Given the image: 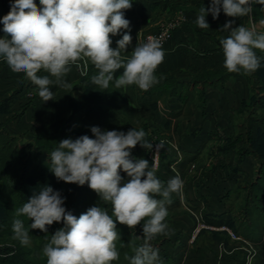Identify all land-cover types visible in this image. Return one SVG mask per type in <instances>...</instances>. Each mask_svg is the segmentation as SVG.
Wrapping results in <instances>:
<instances>
[{
  "label": "clouds",
  "instance_id": "obj_1",
  "mask_svg": "<svg viewBox=\"0 0 264 264\" xmlns=\"http://www.w3.org/2000/svg\"><path fill=\"white\" fill-rule=\"evenodd\" d=\"M39 4L38 7L34 0H14L0 21L5 34L0 37V57L13 72L25 74L44 102L54 99L50 85L73 88L63 77L71 71V65L85 58L98 70L91 79L101 89H108L114 81L117 89L136 85L148 91L159 82L154 73L165 53L158 39L139 41L126 61L121 50L125 51L132 41L128 32L116 42V49L110 47V34L130 29L125 10L132 8L131 0H39ZM253 4L264 6V0H211L210 7L199 9L195 23L202 29L209 28L206 15L211 13L217 19L221 9L228 17L249 16ZM233 23L230 20L221 28L230 33L220 40L224 67L230 73L254 72L260 66L254 49L264 52V31L258 32L255 25L233 27ZM259 25L264 27V19ZM121 68L122 74L115 77ZM41 70L55 79L39 76ZM91 132L94 139L83 135L60 141L49 154V170L66 183L87 184L101 201L111 204L112 215L100 206H92L77 218L66 211L60 192L47 185L16 209L15 215L27 217L33 221L30 229L45 233L47 226L63 222L64 226L51 235L42 249L47 264H111L119 259L115 242L120 233L115 221L131 229L145 221L144 243L134 246V255L126 259L130 264H157L158 250L149 242L158 234H169L164 223L168 215L166 202L170 203L172 193L180 192L183 181L176 175L165 185L155 174V162L150 168L148 160L132 158L131 150L137 144L147 150L153 148L145 140L147 133L143 129L132 128L125 133L93 126ZM156 147L158 150L162 145ZM120 170L130 178L123 184ZM12 232L21 245L30 243L29 228L23 220L13 221Z\"/></svg>",
  "mask_w": 264,
  "mask_h": 264
},
{
  "label": "crops",
  "instance_id": "obj_2",
  "mask_svg": "<svg viewBox=\"0 0 264 264\" xmlns=\"http://www.w3.org/2000/svg\"><path fill=\"white\" fill-rule=\"evenodd\" d=\"M131 2L132 8L125 11L134 23L130 32L132 41L125 51L121 50L123 60L131 57L139 41L143 42L145 31L158 26L159 11L167 9L171 14L169 17L181 14L185 19L166 42L163 62L154 73L156 78L172 75L180 82L190 83L196 74L230 73L224 67L220 45V40L230 34L229 31L221 30L227 21L226 17L219 20L205 17L209 28L202 29L195 23L198 12L179 7L185 0ZM155 6L158 8L155 9ZM262 19L264 8L255 23L258 32L264 31V27L259 25ZM119 39L113 36L110 47L116 49ZM70 67L71 71L63 79L73 88L50 85L54 99L44 102L38 95L37 87L25 75L13 72L0 57V105L14 94L8 100L7 112L0 110V123H3L4 130L18 136L22 142L41 132L57 135L67 121L83 130L80 136L87 135L93 139V126L102 131L125 133L132 128L143 129L147 133L145 140L149 143L155 138L154 133H163L164 166L161 169L158 163L155 174L165 185L176 175L183 181L180 192L172 193L170 203L166 202L167 220L172 227L185 233L192 229V233L183 239V243H177L170 261L160 264H237L248 247L230 236V230H235L230 223L231 214L238 210L240 195H244L240 187L244 181L255 177L258 165L252 154L245 155L238 163V145L231 143L241 128L245 112L243 103L250 101L253 95L246 74L241 71L230 73L223 85H220V80L218 84L212 83V79L206 86L201 82L196 86L194 82L191 83L192 89L203 90L202 96L195 91V101L191 104L176 95H162L154 101L148 92L136 85L117 89L112 81L104 92L103 101L91 109L74 111L73 108L84 101L91 84L89 68L96 75L98 70L90 61L85 64L82 60ZM122 72L123 68L117 70L114 76L118 77ZM38 75L55 79L44 70ZM114 91L119 92L116 95ZM32 92V97H29ZM131 156L133 159L148 160L150 168L153 164L148 150L140 144L131 150ZM120 175L122 184L130 179L126 173ZM192 211L198 212L200 220L210 229L194 232L196 218L191 214ZM262 244V240L247 239V245L253 249L248 253L253 256L255 264H260L263 256ZM223 248L226 252H223ZM188 253H191L190 257ZM178 254L181 257L178 258Z\"/></svg>",
  "mask_w": 264,
  "mask_h": 264
},
{
  "label": "trees",
  "instance_id": "obj_3",
  "mask_svg": "<svg viewBox=\"0 0 264 264\" xmlns=\"http://www.w3.org/2000/svg\"><path fill=\"white\" fill-rule=\"evenodd\" d=\"M39 7V0H34ZM190 3L192 10L199 13L201 7H210L211 0H185ZM14 0H0V21L7 15L11 9V5ZM264 6L260 4L252 5L251 19L256 21L260 18V10ZM213 19L211 13L206 15ZM228 17L224 14L223 10L217 19ZM125 18L130 21V29L122 30L120 34L116 35L120 39L124 32L130 34L133 28V20L129 14L125 11ZM231 20L236 22L249 21L248 16L245 17H229ZM5 34L3 32V24L0 22V37ZM113 35L110 34V39ZM257 57L261 62H264V52L259 49H254ZM243 73L244 71L241 70ZM89 78L91 79L95 73L89 68ZM258 71H254L246 74L248 80L252 85L253 95L248 102H244L242 109L248 113L243 125H241L240 133L233 138L232 145H236L237 141L241 138L247 140V144L244 147H238V160L240 163L245 155L252 154L258 161L256 175L253 180L246 181L240 188L244 190L242 198V207L231 214L230 223L233 228L239 231V227L243 225V234L250 239L263 242V256L260 260V264H264V113L259 114L257 117L253 116L255 108L249 109L251 101L254 105L264 107V96L260 97V94L255 90L257 87H261L264 91V84L255 87V77H260L264 81V75L259 76ZM215 75V76H214ZM230 73L224 71L209 73L204 72L203 74H196L193 81L180 82L172 75H165L158 77V83L154 84L150 90L146 91L150 94L154 101L158 100V97L162 95H176L180 97L184 102H194L195 98L193 95L195 91L202 96L203 90H194L191 88V83H195L196 86L199 82L203 86L209 84L210 79L212 83H217L220 80V85H223L226 78ZM166 84V85H163ZM157 86V88H156ZM161 86V87H159ZM152 88H155L152 90ZM107 89H101L92 83L87 89V94L84 101L73 108L74 111L91 109L94 105L99 104L100 101L104 100V92ZM93 91V92H92ZM116 91V90H115ZM114 91V92H115ZM262 91V92H263ZM119 92V91H117ZM117 92L116 95L118 94ZM158 92V94L156 93ZM10 95L6 99L13 98ZM262 95V94H261ZM264 95V92H263ZM5 99V100H6ZM193 100V101H192ZM262 100V101H261ZM253 105V106H254ZM98 105L97 107H100ZM83 134V130L74 127L70 121H67L61 128L59 134L51 136L45 133H39L36 139L33 140V146L30 145H18V136L7 133L3 125L0 123V240L6 242L11 239V245L0 246V264H47V258L43 255L42 249L48 243L53 235L59 228L63 227V222H54L52 225L47 226V233L40 231L39 229H30L29 225L33 222L25 216H16V209L21 208L25 203L28 202L29 198L38 194L46 185L51 186L54 191H59L62 198H64V207L66 211L71 212L77 218L87 211L92 206H100L107 210L109 215H112L111 204H106L100 200V197L96 192L91 190L87 184L80 186L74 183H66L62 180H58L55 175L49 170V154L58 147V143L64 139H74L77 136ZM244 136V137H241ZM240 137V138H239ZM245 143V141H243ZM165 151L164 144H162L161 156ZM164 166L161 163L159 167ZM125 173L120 170V174ZM33 186H35L33 188ZM158 197V196H156ZM160 199H163L160 198ZM15 219H21L24 221L25 227L29 228V237L32 238L33 246L29 244L27 246L21 245V243L13 238L12 224ZM115 220V217L113 216ZM137 225L134 229L129 228L126 225L120 224L115 221L117 230L120 233V239L116 243V249L119 252V259L112 261L111 264H130V260L126 257L134 255L133 247L140 246L144 243L143 238V223ZM165 223V222H164ZM168 225V224H167ZM192 230V229H191ZM186 233L175 229L170 224L168 225V235L158 234L151 239L149 242L154 248L157 245L169 247V253H159V261L161 262L170 261L173 257L174 249L178 242L183 243V239L191 235L192 231ZM241 232V233H242ZM3 240V241H2ZM176 264H179L176 262Z\"/></svg>",
  "mask_w": 264,
  "mask_h": 264
},
{
  "label": "rangeland",
  "instance_id": "obj_4",
  "mask_svg": "<svg viewBox=\"0 0 264 264\" xmlns=\"http://www.w3.org/2000/svg\"><path fill=\"white\" fill-rule=\"evenodd\" d=\"M157 6H155V9H157L156 8ZM179 7H181V8H188L189 10H192V7H191V5H190V3H187V2H185L183 5H181V6H179ZM193 11V10H192ZM262 11H263V8L260 10V15L262 14ZM160 13H158V15H159V19H157L159 22H158V26H155L156 28L155 29H152V30H148V31H145V33H147V32H150V31H154V30H156V29H158L159 28V26L163 23V22H166L167 20H169L170 18H173V17H183L184 19H185V17L183 16V15H179V16H172V17H169V15H171V14H169V10H167V9H164L162 12H161V10L159 11ZM207 17V16H206ZM209 18V17H208ZM209 19H211V18H209ZM248 19H249V21L247 22V21H241V24H240V21L239 22H237V26H239V25H243V26H245V27H249V28H251V27H253L254 25H255V23L259 20V19H257L256 21H253L252 19H251V15H249L248 16ZM226 22H228V21H230L231 19L229 18V17H226ZM231 21H234V20H231ZM226 22H224V23H226ZM236 22H234L233 23V27H237L236 25ZM256 27V26H255ZM256 29H258V28H256ZM144 33V34H145ZM85 64H87V62H88V60H87V58H85L84 60H82ZM257 71H258V73H260L261 74V76H263L264 75V62H261L260 63V66L257 68ZM20 74H22V75H25L24 73H20ZM260 74H259V76H260ZM260 77H258V76H256L255 77V80H254V83H255V87H257V86H259V85H261V84H264V81H262L261 79H259ZM163 85H166V84H163ZM153 87V86H152ZM159 87H161V86H159ZM156 88H157V86H156ZM155 88H152V90H154ZM150 90V89H149ZM257 93H255L256 95L257 94H260V97H263L264 95H263V90H261V87H257L256 88V90H255ZM263 91V92H262ZM262 94V95H261ZM32 95H33V92L32 93H30V95H29V97H32ZM9 97V96H8ZM28 97V98H29ZM159 98V97H158ZM7 101V102H6ZM262 101V100H261ZM248 102V101H247ZM264 102V100L262 101V103ZM258 104H260V103H258ZM258 104H256V105H254L253 104V102L251 101V103L248 105L249 106V109L250 110H252V108L254 107L255 108V112L253 113V116H255V117H257L259 114H261V113H264V107H262V106H258ZM254 105V106H253ZM7 109H9V104H8V99L7 100H5L4 102H1V105H0V110H3V112H7ZM244 116H243V121H242V124L241 125H243V123L245 122V119H246V117L248 116V113L246 112V110H245V112H244V114H243ZM9 119V118H8ZM2 125H3V123H2ZM42 133V132H41ZM239 133H240V131H239ZM238 133V134H239ZM39 133H37V134H35L30 140H28V141H26V140H24L23 142L20 140V139H17V144L18 145H30V146H33V140H35L36 139V136L38 135ZM163 133H154L153 135H154V139H153V141H158L159 142V144L160 145H162V144H164L165 142V137H163V135H162ZM237 134V135H238ZM241 137H244V136H241ZM240 138V137H239ZM264 139V138H263ZM37 140V139H36ZM152 141V142H153ZM243 141H245V143H243ZM151 142V143H152ZM233 142V139L231 140V143ZM240 143V144H239ZM246 144H247V140H242L241 138L237 141V145H238V147H244V146H246ZM161 149H162V147H160V154H159V164L161 163V160H162V156H161ZM150 152H151V150H148V156L150 157ZM254 179V178H253ZM252 179V180H253ZM246 181H249V180H246ZM246 181H244V183H246ZM251 181V180H250ZM35 186H33V188H34ZM241 197H240V200H241V203H240V205H239V207H238V210L242 207V198H243V195L241 194L240 195ZM239 202V201H238ZM237 204H239V203H237ZM193 213H191V214H194L195 215V220H196V229L194 230V232H197L198 230H200L201 232H202V230L203 229H210V227H208L206 224H204L201 220H200V218H199V215H198V212H196V211H192ZM166 224H170V221L168 222V220H167V217H166V219H165V221H164ZM199 226H198V225ZM239 227V231H237V230H230V232H229V234H230V236L233 238V239H236V241H238V242H241L242 244H244L245 246H247L248 248H247V251L245 252V255H243V257H242V259L241 260H239V262L237 263V264H255V260L253 259V256L251 255L250 256V254L248 253V252H250V250H253V249H251V247H249L248 245H247V237L243 234V232H242V230L244 229V226L243 225H241V226H238ZM176 229V228H175ZM179 230V229H178ZM182 231V230H181ZM184 232V231H183ZM242 232V233H241ZM200 233V232H199ZM198 234V233H197ZM3 241V240H2ZM12 243H11V239L10 240H7L6 242H1V240H0V246H2V245H11ZM29 245L32 247L33 246V241H32V238L30 237V243H29ZM167 246H160V245H157V246H155L154 247V249H157L158 250V252H160V253H162V255H163V253H169V247L168 248H166ZM223 250V252H226V251H224L225 249L223 248L222 249ZM247 253V254H246ZM249 254V255H248ZM187 256L188 257H190L191 256V253H188L187 254ZM179 257H181V254H178V258Z\"/></svg>",
  "mask_w": 264,
  "mask_h": 264
},
{
  "label": "built area",
  "instance_id": "obj_5",
  "mask_svg": "<svg viewBox=\"0 0 264 264\" xmlns=\"http://www.w3.org/2000/svg\"><path fill=\"white\" fill-rule=\"evenodd\" d=\"M183 21V17L170 18L166 22H163L158 29L145 33L143 36V42H147L149 37H154L160 41L162 49L164 50L166 42L171 38L174 30L177 29ZM152 144L153 148L150 152V158L157 166L159 163L160 148L157 150L156 146L160 144L158 141H153Z\"/></svg>",
  "mask_w": 264,
  "mask_h": 264
}]
</instances>
